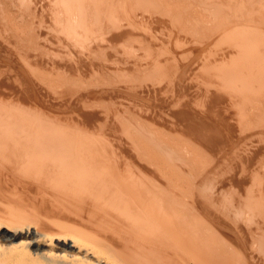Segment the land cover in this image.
Masks as SVG:
<instances>
[{
    "label": "rangeland",
    "instance_id": "374dc122",
    "mask_svg": "<svg viewBox=\"0 0 264 264\" xmlns=\"http://www.w3.org/2000/svg\"><path fill=\"white\" fill-rule=\"evenodd\" d=\"M104 1L0 0V117L23 122L19 141H36L38 124H55L72 141L89 140L97 150L100 145L101 154L118 159L116 166L129 161L128 172L145 171L159 188L176 189L173 181L185 187L188 180L196 191L209 184L212 216L245 260L238 263L264 264L254 237L264 230V209L233 214L247 197L264 208V0ZM238 72L254 78L244 85ZM49 171L21 194L34 211L28 215L35 213L31 229L51 234L53 215L67 212V218L75 207L49 184ZM187 205L195 206L188 210L196 217L203 215L196 201ZM131 258L123 264H137Z\"/></svg>",
    "mask_w": 264,
    "mask_h": 264
},
{
    "label": "bare ground",
    "instance_id": "6f19581e",
    "mask_svg": "<svg viewBox=\"0 0 264 264\" xmlns=\"http://www.w3.org/2000/svg\"><path fill=\"white\" fill-rule=\"evenodd\" d=\"M138 1L140 2V0ZM145 1H143V3ZM119 7L118 9H120ZM89 8L90 7L88 6V10L91 11L92 9ZM85 10L87 15L88 13L87 9ZM95 10L97 9L94 8V11ZM108 10L110 11V9ZM92 12L93 11H91V13ZM97 12L95 11V14H97ZM213 13H217V12L213 10ZM218 14H215V16L217 17ZM221 14L223 15L222 11ZM96 16L98 19V15ZM73 22L71 26L73 24H76L75 23L76 20L74 23ZM218 26H220V24ZM88 27H90V25ZM83 42H85V39ZM76 44L75 46H77ZM258 44L260 43L258 42ZM237 62L238 61L235 62V68L236 66L241 67V64L238 62L240 64L238 65ZM245 65L247 66L246 63ZM233 67L234 66H232V68ZM235 68H233V70ZM236 69H238V67ZM249 71L247 70L246 72L250 74L251 72L249 73ZM232 72L233 71H231L230 73ZM243 73L241 75L240 72H238V75H236V76L241 75L243 77H246V80H243V78H241L242 81L240 80V82H243L242 84L247 83L246 81L248 77H249L248 79H250L249 81H251V79L253 80L254 77L250 78L253 76L252 74H251L252 76H249L247 74L248 75L247 77L244 76L245 74ZM232 74H230V76ZM255 78L258 80L257 76H255ZM233 79H235V82L238 80V78L236 80V78L234 77H232V80L230 79L231 81L229 79L228 80L232 82ZM235 82L233 81V83ZM255 84L252 85H254L253 87L256 88L255 90L257 92L258 91L257 86L259 84H260L259 86L262 85L261 83H257L258 85L255 86ZM252 85H250L251 88ZM250 86L248 85L249 90H250L249 88ZM237 87L235 89H237ZM239 90L240 89H238V92ZM4 106H6V104ZM257 106L258 103L256 107ZM19 107H21V104H19ZM25 112L27 111L25 110ZM40 116L39 118H41ZM23 125L24 124L23 122H21V120L18 121V120H12L10 118L0 117V137L3 138L4 140L12 139V141H0V264H123V262L130 257H132L133 261H135L137 264H188L189 262H191L192 264H241L240 262L238 263V261H240L242 258L240 259L239 257L238 259L237 257V256H241L240 252L238 251L240 254L238 255V252H236L235 250L237 248L236 246L233 245V242L231 243V241L228 240V238L224 239L225 236L220 234L221 232L220 229H222L221 225H218L214 221L216 220L212 216L214 213L212 211V207H214V202L211 195L209 194L211 188L209 184L205 183L200 189L198 188V190L194 191V188H192L193 186L192 184H191L192 186L189 185L190 187L188 185L186 186V184L189 183L188 180H186L187 183L185 182L186 183L184 185L185 187L182 186L183 185L182 180H181L182 183H180L182 185H180L178 181L177 182L173 181V183H177L174 184L176 186V187L174 186L176 189L167 190L164 184L163 186H165L166 189L165 190L162 187L160 188L157 187L156 184L158 183V181L156 184H154L152 182L153 176L149 177L150 175H148L145 171H142L141 174L139 173L135 175L136 173L132 174L133 171L131 170L132 169L131 168L130 170L132 171V173L131 171L128 172V169L126 170L125 167L126 166L127 168L129 167L128 166L129 161L127 162L128 165L125 162L126 166L125 165L116 166L118 163V162L116 163V161L118 159L116 160L112 159L110 156L107 155V153L101 154L99 151L100 145L99 147L97 146L98 147L97 150L96 145L93 146L91 145L92 143L89 144L88 142L89 140H87L88 143L85 142V139L84 141H80V140L78 141L77 138L79 139V137H77L74 138L77 141L76 140L72 141L71 138H67L66 136H64L66 135V132H63L65 134L62 135L61 134L62 131L61 132H59L60 130L57 131L58 127L53 128L55 124L54 125L51 124L52 126H50L46 122L45 127L44 125L43 127L41 126L42 123L41 125L38 124L33 136L34 137L33 140L36 141H19L17 138L19 137L21 131L24 130ZM70 135L75 136V134H71V133ZM22 137L23 135H21V138ZM80 138L82 139L83 135L82 137L80 136ZM16 139L18 141H13ZM103 146H105L104 143ZM112 160H115V162H113ZM50 166H53L54 171L52 170L53 175H49L47 173L50 177L49 180L50 183L49 182L48 183L51 184L52 187L54 186L55 188H57V191H62L66 193V196L67 195L69 196V200L64 198L65 199L64 201L68 200L69 202H72L71 204L75 207V214H74L72 213L74 210L73 211L70 210L72 208L67 206L71 211L72 215L70 214L68 208H66L67 211H69V214L73 217H69L70 216L69 215L66 218L65 214L68 215L67 212L63 213L64 215L63 214L58 215L55 213L58 216L53 215L54 213L51 214L55 218L57 217L56 220L58 219V217H60V219H58L57 221L56 220L51 221V223L54 222L53 226H55V229H53L54 233L51 234L43 233L42 231L40 232L35 228L34 230L31 229L32 225L30 224L31 223L30 219L31 220L35 219L34 217H32L35 213L30 215L34 211L33 210L32 212L28 211L31 210V208L26 207L27 204L25 203L26 201H24V197H23L24 195L21 194L22 187L26 188L28 184L29 185L35 184L38 181L37 179L40 177L42 173L49 171ZM135 169L137 170V168ZM52 171H49V173ZM162 174L164 175V173ZM173 174H175V172ZM170 176L168 175V177ZM172 177H174V175H172ZM28 178L31 179L29 180ZM179 178L180 176H178L177 180ZM45 181L43 180V182ZM149 181H151L152 184L156 186L155 188L153 187L154 190L152 189V186L149 185ZM169 183L172 182L169 181ZM160 184L158 186H161ZM178 185H180V189L179 188L177 189ZM35 186H37V184H35ZM38 186L40 187L41 185ZM170 186L174 188L173 185ZM187 187L190 189V191H188L189 189ZM156 188L163 190H159ZM181 188H184V190H182ZM191 189H193V191H191ZM51 193H53V191ZM62 196L60 197V201ZM56 199H54L55 202ZM192 200L194 202L196 201L197 204H199V206L203 210V215L200 214V217L195 216L198 213L195 214V212L193 213L188 210L190 209V207L194 206V205L191 206L187 205L189 204L190 201L193 203ZM251 200L252 199L250 197L249 198L247 197L242 205L239 204V206L235 208V213L233 214H235L236 216H240V215L243 216V213H245L244 211L245 208L246 210H250L248 208H252V210H250V213L253 211V209L254 210L257 209L259 211L260 209H264L261 207V203L260 205L259 203H257V200L256 202ZM22 201H24L26 205ZM60 201L59 203H61ZM23 204L25 205L26 210L23 207L24 206ZM28 212L30 213L29 215L31 217L28 215ZM253 214H256V212ZM53 216L49 215V219L48 217L47 219L50 221V217ZM61 216L62 217L64 216L66 219L64 217L62 218ZM49 221H45V222L49 224ZM23 229H26L25 230L26 232ZM254 237L259 242L258 243L256 241V243H258L257 244L258 248L264 251V230H262V232H257L256 234H254ZM242 260L245 261L244 259ZM129 264L131 263L129 262ZM242 264H246V263L243 262Z\"/></svg>",
    "mask_w": 264,
    "mask_h": 264
}]
</instances>
